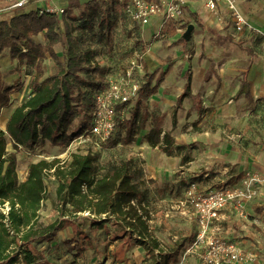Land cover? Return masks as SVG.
<instances>
[{"label": "rangeland", "instance_id": "rangeland-1", "mask_svg": "<svg viewBox=\"0 0 264 264\" xmlns=\"http://www.w3.org/2000/svg\"><path fill=\"white\" fill-rule=\"evenodd\" d=\"M18 1L0 0V16L9 19L18 11L35 9L38 4L45 2L36 0L24 10L13 9L12 6ZM235 1L237 12L246 23L239 34L234 30L232 15L225 12L219 19L209 17L208 13L199 11L194 0L189 1L193 7L189 9V17L182 20L184 23L179 27L181 32H176L174 36L169 34L171 23L162 19L153 18L143 28L133 25L115 3H112L109 18L116 19L117 25L110 34V41L104 37L105 30L99 26L82 29L79 26L82 22H76V30L73 32L82 53L90 51L91 64H98L105 69L104 78L122 67L133 53L141 57L142 68L138 75L141 87L149 73L155 72L152 85L159 74L166 73L154 94L141 99L139 93L125 110L124 117L127 119L133 117L135 110L139 114L146 113L148 120L145 129L124 143V132L120 127L110 146L100 145L97 151L100 150L101 161L111 156L116 163L124 158L132 159L136 167L143 169L145 178L150 182L149 196L144 205L152 212L149 229L153 239L170 255L180 244L177 260L168 258L171 261L168 264H209L199 254L186 253L196 231L193 220L185 217L182 212L188 210L185 201L190 185L193 184L197 193H206L226 185L232 175L243 177L247 173L263 172L258 166H264V0ZM89 3L90 0H80L79 7L72 9L69 15H76L78 11L87 13L91 5ZM190 12L198 16L203 26L195 23ZM189 25L193 27L191 45L184 55V42L179 39H183ZM232 34L241 40L237 42ZM34 41L44 43L43 34L35 37ZM16 45L24 47L19 41ZM55 52L62 61L60 45L55 47ZM3 55V81L14 90L10 96V105L0 115L2 130L6 124L2 117L5 118L22 98L27 97L29 82L34 76L32 66L25 60H11L7 50ZM42 67L43 77L56 72V66L49 56L43 60ZM245 74L248 90L238 96L236 94ZM91 76L97 80V73ZM182 93L191 95L184 98L182 108L176 109L177 98ZM153 115L160 121L161 136L167 133L173 138V152L169 157L165 155L162 144L152 149L145 141L144 136ZM128 123L127 120L124 126L126 129ZM91 141L90 137L77 138L66 149L37 143L32 149L16 151L8 143L7 150L15 152L17 176L23 181L29 163L44 159L48 162L59 161V166L66 167L69 155L72 152H83L92 145ZM113 143L116 145L112 146ZM181 171H185L184 176H180ZM52 172L46 177L47 198L38 212L45 222L58 216L55 209L57 181ZM154 173L158 175L153 176L156 182L149 179ZM260 201L264 204L263 198ZM117 219V216L111 217L101 228L91 229L88 219L75 218L73 225L77 228V234L74 237L78 238L79 245L83 247V255L76 260L72 255L66 257L64 249H61L60 255L63 254V257L57 260L52 250L47 256L49 264H105L113 256L114 262L130 260V264H153L149 249L152 243H148L147 249L139 245L136 235L130 239L122 231ZM232 219L224 230L220 228V237L237 243L242 239L247 240L244 247L253 249L247 252L254 259L246 264L254 261L255 264H264V226L259 224L249 227L248 231L255 235L253 239L246 229L233 225ZM240 219L241 223L247 222L243 221L246 219ZM67 233L63 231L58 240L71 238V233Z\"/></svg>", "mask_w": 264, "mask_h": 264}, {"label": "trees", "instance_id": "trees-1", "mask_svg": "<svg viewBox=\"0 0 264 264\" xmlns=\"http://www.w3.org/2000/svg\"><path fill=\"white\" fill-rule=\"evenodd\" d=\"M90 2L87 13L78 11L76 15H69L72 9L80 5V0H70L66 15L61 17L40 15L36 9H28L18 11L9 19L0 20V115L10 105V96L14 90L3 81L1 60L4 51H8L11 60H25L34 70V76L29 82V96L13 109L5 129H0V201H8L12 205L10 222L14 231L21 234L20 238L10 236L0 215V264H49L40 249L44 243L52 245L56 259L62 257L60 250L64 249V254H70L78 260L84 251L78 238L74 237L77 234V228L73 225L75 218L88 219L91 229H99L105 221L117 216L122 231L130 239L136 234L139 245L147 249L148 243H152L149 249L153 258V251L159 248V243L153 239L143 219V216L148 215L144 202L147 201L149 189L145 185L142 169L136 167L132 159L124 158L116 163L111 156L101 161L100 150L97 151L100 145L96 144L90 134L91 92L103 84L105 69L98 64H91L90 51L82 53L73 32L76 30V22H82L79 25L82 29H92V22L96 21L95 26L105 30L104 37L110 41V34L117 25L116 19L109 18L114 0L110 3L102 0ZM190 15L195 23L202 26L194 12ZM175 31V27L170 24V36H174ZM40 34H43L44 43L34 41ZM18 41L24 45L25 51L16 45ZM179 41L184 42L183 54H187L191 40ZM57 45L62 48V61L55 52ZM47 56L56 66V72L43 77L42 62ZM92 73H97V80L101 81L94 79ZM165 74H159L153 85L155 72L146 75L139 98L154 94ZM247 85V82H242L238 95L246 90ZM185 96L182 94L177 98L176 107L181 106ZM119 111L118 108L117 113ZM124 115H117L116 129L105 144H111L120 127L124 132V143L145 129L148 120L146 113L139 114L135 110L129 119ZM127 120L129 123L126 129L124 126ZM161 134L160 121L153 115L144 136L145 141L150 148L162 144L165 155L169 157L173 152V138L167 133L161 138ZM81 136L83 139L90 137L92 145L83 152H72L66 167L59 166V161L48 162L42 159L29 163L24 180L18 179L16 155L7 150L8 143L14 151L32 149L37 143L66 149ZM51 170L57 181L55 209L58 216L52 223L44 224L39 220L38 212L47 198L46 177ZM241 178L242 175H232L227 185H234ZM14 206L17 208L14 209ZM86 211L92 216L80 215ZM67 229L71 231L72 237L59 241L57 238ZM14 246H17V250L13 249ZM177 252L171 255L161 252V264L162 259L163 264L171 262L169 260L176 261ZM114 258L110 259L113 261Z\"/></svg>", "mask_w": 264, "mask_h": 264}, {"label": "built area", "instance_id": "built-area-1", "mask_svg": "<svg viewBox=\"0 0 264 264\" xmlns=\"http://www.w3.org/2000/svg\"><path fill=\"white\" fill-rule=\"evenodd\" d=\"M36 0H19L13 9H21L30 6ZM45 1L36 6L41 14L55 15L58 17L66 15L70 0H41ZM110 3L113 0H102ZM121 10L123 16L127 17L133 25L145 27L153 18L168 21L175 28V33H180V25L184 19L189 17V9L193 7L190 0H114ZM199 3L200 8L208 13L210 17L220 18L225 12L232 15L234 30L237 34L243 31L245 20L237 12L235 0H194ZM191 13V12H190ZM0 16V20H3ZM96 25V21L92 22ZM174 26V27H175ZM181 28V27H180ZM235 36L232 34V37ZM234 38V37H233ZM235 37L234 39H237ZM25 51L24 47H21ZM142 68L141 57L133 53L127 57L125 63L119 69L113 71L99 87L91 92V118L90 134L96 144H105L114 133L117 125L116 117L119 114L123 117L126 107L132 100L137 98L140 91L138 75ZM123 107V108H121ZM120 111L117 113V109ZM83 139V136L80 137ZM241 181V182H240ZM240 183L234 185H223L218 189L197 193L195 187L189 186L186 204L190 210L188 216L195 221L196 235L193 243L186 253L199 254L209 264H246L253 261L254 256L244 251L236 242L218 236L214 229V223L218 221L223 211L233 210L239 218L246 219L247 206L257 199H264V173H247L242 177ZM133 205H135L132 202ZM17 206H14L16 209ZM13 207L8 201H0L1 222L10 236L20 238L21 234L16 233L10 222V212ZM138 212H140L138 210ZM184 216L187 213H183ZM81 216H92L89 212L80 213ZM152 212L144 216V220L150 221ZM148 221V228L150 222ZM176 242V241H175ZM14 246L13 249H16ZM165 253L163 247L153 251V264H161L160 253ZM21 259V258H20ZM105 264H129L128 262H114L106 260Z\"/></svg>", "mask_w": 264, "mask_h": 264}, {"label": "crops", "instance_id": "crops-1", "mask_svg": "<svg viewBox=\"0 0 264 264\" xmlns=\"http://www.w3.org/2000/svg\"><path fill=\"white\" fill-rule=\"evenodd\" d=\"M198 6H199V3H198ZM199 11H201V12H204L201 8H200V6H199ZM210 17V16H209ZM203 26V25H202ZM230 39H232L231 37H229ZM228 38V39H229ZM237 42L238 41H240L241 40V38L239 39V38H237V39H235ZM9 59V58H8ZM9 63H10V61H8ZM8 63V64H9ZM196 72V71H195ZM198 74V73H197ZM196 81H197V79H196ZM243 81H245V82H247V84H248V81H247V79H246V74L244 75V77H243V79H242V82ZM242 85V84H241ZM206 87V89H207V85L205 86ZM241 88H242V86H241ZM240 88V89H241ZM239 89V90H240ZM238 90V91H239ZM247 90H248V85H247V87H246V90L245 91H243V92H247ZM242 92V93H243ZM29 94H30V91L28 92V95L27 96H29ZM182 94H185L186 96L184 97V98H186V97H188V96H190L191 94L189 93V94H187V93H182ZM181 94V95H182ZM193 94V93H192ZM236 95H238V92H237V94ZM240 95V94H239ZM238 95V96H239ZM15 98H17V96L15 97ZM184 98H183V100H184ZM22 100H23V98L21 99V101H19L18 102V104L15 106V107H17V106H19L20 104H21V102H22ZM183 100H182V102H183ZM11 101H12V99H11ZM182 102H181V106L178 108V107H176V109H180V108H182ZM15 107H13V109L15 108ZM13 109L9 112V113H7V115H6V117L4 118V117H2V120L5 122V121H7V119H8V117H9V115L11 114V112L13 111ZM176 109L174 110V112H176ZM3 111H5V109H3L2 110V112ZM175 122V121H174ZM162 135V134H161ZM162 137V136H161ZM156 148V147H155ZM152 149H154V148H152ZM258 169L259 170H261V171H263V172H261V173H264V166H258ZM142 171H143V169H142ZM143 173H144V171H143ZM154 175H156V176H158L157 175V173L155 174H153L152 176H150L149 177V179L150 180H155L154 179ZM185 175V171H181L180 172V176H184ZM144 181H145V185H146V187L148 188V189H150V187H149V184H150V182L145 178V174H144ZM154 182H156V180L154 181ZM153 183V182H152ZM263 191H264V189H263ZM148 196H149V192H148ZM148 198V197H147ZM262 202L263 201H260V199H257V200H255L254 202H252V203H250L248 206H247V208H246V214H247V218H246V220H243V221H247V222H239V221H242V219H240V218H238V216H237V214L235 213V211H233V210H226V211H223L222 212V214L219 216V220L218 221H216L215 223H214V226H213V229H214V231H215V233L218 235V236H220L219 235V230H220V228L221 229H223L224 230V227H225V225L229 222V221H231V218L233 217V219H232V224L233 225H236L237 227H242L241 229H246L247 230V234L251 237V238H253V239H255V235H253V233H250L248 230H249V227L250 226H253V225H261V226H264V204H262ZM187 205V204H186ZM182 206H184L183 204H182ZM188 206V205H187ZM147 210H148V212L150 211L148 208H147ZM189 210H190V208H189V206H188V210L186 211L185 209L182 211L183 213L185 212V213H187L186 215H185V217L186 216H188V212H189ZM151 212V211H150ZM140 213V212H139ZM189 217V216H188ZM190 218V217H189ZM239 219V220H237V219ZM143 219H144V216H143ZM191 219V218H190ZM39 220L41 221V222H43L44 224H48V223H52L55 219H50L48 222H45L43 219H41L40 218V216H39ZM192 220V219H191ZM249 220V221H248ZM149 221V220H148ZM148 221L146 222V225H147V227H148ZM150 223H151V221H149ZM193 223H194V225H195V221H193ZM195 228H196V225H195ZM149 229V228H148ZM69 234H70V232L71 231H69L68 229L66 230ZM149 231H151L150 229H149ZM67 233V234H68ZM195 235H196V231H195V233H194ZM135 235L136 234H134V237H135ZM194 235V236H195ZM224 238V237H223ZM58 239V238H57ZM229 240V239H228ZM57 241V240H56ZM231 241V240H230ZM234 242V241H233ZM237 243V242H236ZM246 243H248L247 242V240H245V239H242L239 243H237V244H239L240 245V247L244 250V251H253V249H249V248H247V247H244V244L246 245ZM179 245L180 244H178L177 246H176V248H175V250L174 251H172V254H173V252H177V255L175 254V257H176V259H177V257H178V253H179V251H180V249H179ZM252 247H254L253 245H252ZM40 249H41V251L43 252V254H44V257H45V259L46 260H48L49 262H50V260L47 258V256L48 255H50L51 254V251L53 250L52 249V245H47V244H43L41 247H40ZM258 249V251H260V249L259 248H257ZM170 253V252H169ZM67 256H70V254H66V257ZM53 257H55V255L53 256ZM63 257V256H62ZM62 257H60V258H57V260H61V258ZM128 261H130V260H128ZM128 261H124V262H128ZM258 261V260H257ZM260 262V261H259ZM129 264H130V262H128ZM135 263H136V260H135ZM36 264H39V263H36ZM144 264H147V263H144ZM252 264H255V261L252 263Z\"/></svg>", "mask_w": 264, "mask_h": 264}, {"label": "water", "instance_id": "water-1", "mask_svg": "<svg viewBox=\"0 0 264 264\" xmlns=\"http://www.w3.org/2000/svg\"><path fill=\"white\" fill-rule=\"evenodd\" d=\"M192 29H193L192 25H189L188 28H187V30L183 34V37L182 38L185 41H189L190 40V36H191Z\"/></svg>", "mask_w": 264, "mask_h": 264}, {"label": "bare ground", "instance_id": "bare-ground-1", "mask_svg": "<svg viewBox=\"0 0 264 264\" xmlns=\"http://www.w3.org/2000/svg\"><path fill=\"white\" fill-rule=\"evenodd\" d=\"M1 63H2V60H1Z\"/></svg>", "mask_w": 264, "mask_h": 264}]
</instances>
